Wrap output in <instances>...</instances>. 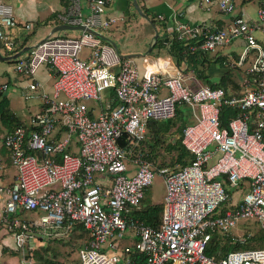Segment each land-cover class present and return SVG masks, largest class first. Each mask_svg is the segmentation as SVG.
Masks as SVG:
<instances>
[{"label":"built area","instance_id":"obj_1","mask_svg":"<svg viewBox=\"0 0 264 264\" xmlns=\"http://www.w3.org/2000/svg\"><path fill=\"white\" fill-rule=\"evenodd\" d=\"M109 1L85 0L84 15L81 1L69 0L55 19L82 26L79 33H53L15 58L13 69L24 77L34 76L41 65L55 74L51 94H42L43 109L27 125L32 129L16 125L1 139L7 155H0V173L10 165L16 175L11 185L0 184V229L12 236L20 264H29L25 249L36 240L65 236L76 225L91 234L78 250L79 264H138L127 248L118 262L105 254V243L119 250L127 229L134 249L145 256L143 264H264V247L231 250L219 259L205 253L215 233L245 242L251 232L231 231L240 219L252 218L264 228V0L258 1L253 19L233 15L238 4L251 0H201L204 9L216 5L229 15V24L214 28L180 21L169 34L168 45L173 39L191 40L190 51L211 54L213 61L252 75L243 79L238 93L229 94L195 77L191 85L183 84L174 66L164 70L148 65L140 72L106 36L116 22L105 16ZM16 26L11 3L0 0L3 53L16 48L10 33ZM238 39V54L222 50ZM250 52L253 60L245 64ZM28 86L34 89L38 83ZM7 89V82H0V97ZM108 89L117 100L113 107L101 105ZM84 99L98 102L97 115H91ZM181 104L194 119L181 135V144L191 153L188 163L154 171L139 152L119 145L124 133L129 144L139 143L150 121L171 120ZM222 105L237 112L226 125L219 117ZM58 127L65 136L56 139ZM72 140L78 153L70 150ZM155 173L165 185L157 228L133 216ZM103 175L107 182L98 178Z\"/></svg>","mask_w":264,"mask_h":264},{"label":"crops","instance_id":"obj_2","mask_svg":"<svg viewBox=\"0 0 264 264\" xmlns=\"http://www.w3.org/2000/svg\"><path fill=\"white\" fill-rule=\"evenodd\" d=\"M8 1L13 7V12L17 21V26L14 29H11L10 33L14 38L16 46L23 45V47L34 44L53 31L54 27L61 25V23L55 19V14L58 11L63 10L64 6L69 2V0ZM80 1L82 13L85 15L88 11L87 3L85 0ZM200 1L201 0H110L105 7V16L115 17L116 22L105 31L106 36L108 39L115 42L117 49L122 54L130 55L140 72L148 65H154L158 69L165 70L172 67L171 64H174L175 62L173 59L174 55L168 50L167 42L169 40L170 32L172 33L173 30L175 31V25L177 22H186L191 25L205 22L210 27L214 28H224L229 24L231 18L229 15L222 14L216 5H213L210 9L206 10L200 5ZM135 5L138 6L139 11L135 8ZM234 12L236 13H233V15L242 13L247 19H253L256 16V10L254 16H251V12L245 8L244 3L238 4ZM157 15H162L164 20H162V17L157 18ZM44 20L47 22L50 21L49 24H45L50 26V29L44 32L41 36H37L35 26L42 25ZM149 20L156 27L158 32L157 37H155V28L149 23ZM26 24H28V28L25 27ZM166 25L171 30L166 28ZM61 33L67 35H77L79 33V29H60L54 34ZM114 36L118 37L119 40L124 38L122 42L124 47L122 49L123 51L118 48L119 45L117 44V40ZM32 37L35 38L31 40ZM241 47L242 42L238 39L231 41L224 48H229V51L227 52L238 54ZM162 48L168 52L165 59L157 58L159 57V54L157 53H160ZM224 48L222 50H224ZM0 53L1 55L6 56L1 48ZM86 53L87 52L84 50L81 55L84 56ZM210 57H212L211 54ZM210 60L211 62L216 63L214 66L209 65L208 68L210 78L215 81L218 77L222 76L227 67L222 65L219 60ZM14 62L15 58L9 60H3L0 58V82H7L8 86L11 88H9V91L7 89L8 93L5 92L6 104L2 105L0 103V153H2L3 156L7 155V150L1 144L3 134L12 130L17 124L25 123L28 126L31 124L33 115L41 111L44 107L42 94H51L52 85L55 80V74L47 65H41L34 76L24 77L22 74L20 75L14 71ZM176 62H178L179 65L180 61H178L177 58ZM193 77L201 80L195 75ZM31 81L37 82L38 86L34 89H30L28 85ZM27 88L34 91H24ZM19 95L23 96L24 99H29L34 96L37 100L34 101L35 103H23L21 106L18 100ZM105 97H113V101L115 100L114 93L111 89L104 91V98ZM112 102L107 103L106 105L113 107L115 104H112ZM101 105H103L102 101ZM106 105L103 106L107 107ZM31 108H34V110H31ZM87 108L91 112V115H97L98 112L93 106H88ZM193 122L194 119L192 117V122L187 124H192ZM169 132L171 134L173 133L171 131ZM181 135L182 130L180 134V141ZM64 136L65 131H63V128L60 127H58L55 134H53V137L56 139ZM172 136L173 138H176L175 134ZM70 150L78 153V144H76L74 140L71 142ZM177 164L181 165L179 162H177ZM128 166L132 167L130 164H128ZM10 169H13V172L11 171V177H9V179H13L14 175H16V171L13 167ZM98 178L107 182L105 175ZM163 195L160 202L163 200ZM142 199H144V196ZM240 226L241 228H245L248 226V223H244ZM12 247L14 248V241L11 235L0 236V254L12 253Z\"/></svg>","mask_w":264,"mask_h":264},{"label":"trees","instance_id":"obj_3","mask_svg":"<svg viewBox=\"0 0 264 264\" xmlns=\"http://www.w3.org/2000/svg\"><path fill=\"white\" fill-rule=\"evenodd\" d=\"M193 41H176V39L171 40L168 45V50L176 56L178 61L187 62V70H191L195 76L200 78L203 82L208 84L211 87H220L229 94L230 92L237 93L242 88V81L246 77H251L245 73L242 68L227 67L222 76L218 77L215 81L210 78L208 68L211 63L210 56L206 53L199 51H190L189 45ZM23 45H18L16 48L9 53H4L5 55H10L18 50H20ZM112 102L116 104L117 100ZM236 110L222 105L220 109V121L223 125L227 124V121L236 115ZM179 110L176 109L175 116L168 121L159 122V121H150L147 125L146 137L141 140L139 143L133 145L129 144L126 134L124 133L119 139L118 143L121 147L127 151L139 152L142 155V158L147 160L153 170L161 167H171L175 163L179 162L181 165H184L189 162L191 158V153L184 148L180 141V134L183 127L187 124L184 120L180 118ZM17 125H22L29 129L25 123H20ZM16 126V125H15ZM174 126V127H172ZM178 132L179 136L173 139V136L170 139H167V133L169 131ZM2 155V153H0ZM5 156V155H4ZM10 165H6L5 169L0 173V184L2 185H11L15 181V175L13 179L11 177ZM144 199L139 204V208L133 212V216L138 218L143 223L150 225L154 228L160 226L161 223V213L163 208V203H144ZM253 231L249 226H246L244 232L251 234L247 237L246 241L243 243H235L228 238L219 237L218 233H215L213 237L208 242V245L205 248V253L207 255L213 256L216 259H219L226 253L231 250H238L241 248H256L264 247V228L258 226L255 222L253 223ZM89 230L85 229L82 225H76L67 235L61 236L58 238L46 239L48 242L60 243L65 247L72 246L74 249L75 257L74 261H70L72 264H79L78 250L84 245V243L90 237ZM43 239V238H42ZM36 246L30 248L26 256L35 254L38 258H44L41 253V248L44 250H50V246L47 244H42L41 239L36 240ZM261 241V242H260ZM263 245V246H261ZM129 254V257L136 261L138 264H143L145 262V256L143 253L138 252L134 249L133 241L132 243L124 242L123 239L118 241L119 251ZM41 253V254H40ZM57 255V253H55ZM31 255V256H32ZM46 263V262H45Z\"/></svg>","mask_w":264,"mask_h":264},{"label":"rangeland","instance_id":"obj_4","mask_svg":"<svg viewBox=\"0 0 264 264\" xmlns=\"http://www.w3.org/2000/svg\"><path fill=\"white\" fill-rule=\"evenodd\" d=\"M258 5V0H251V1H248L246 3H244V6L246 9H248L251 13V16H254L255 14V10H256V7ZM236 13V12H234ZM50 21H45L42 23V25H36L35 26V29H36V35L37 36H41L42 34H44V32H46L48 29H50V26H47L45 24H49ZM66 31V30H64ZM39 32H42V33H39ZM39 33V35H38ZM56 33V32H54ZM62 34V33H61ZM115 39L117 40V44L119 45L118 48L119 49H123V45H122V42H123V39H120L116 36H114ZM35 37H32L31 40H33ZM224 48V52H227L229 51V48ZM123 51V50H122ZM239 53V51H238ZM157 54H159V57L157 58H160V59H165L166 55H168V52L165 50V49H161L160 50V53L158 52ZM25 55V53H24ZM23 55V56H24ZM174 64H171L172 66L174 65L175 69L178 71V73L180 74L181 78H182V82L183 84L185 85H191L192 82H193V76H194V73L191 71V70H187L185 68V64L180 60L179 62V66L177 67L176 66V56H174ZM253 60V55L252 53L250 52L249 53V58H248V61L245 63V64H248L249 61ZM212 66L216 65V63H213L211 62ZM21 75V74H20ZM1 80V78H0ZM10 87L8 86V91L11 89H9ZM8 91H6V93H8ZM24 91H34V90H29V88L25 89ZM6 93H4L1 97H0V103L2 105H5L6 104V100H5V95ZM37 93V92H36ZM165 94V90L163 91L162 95ZM8 95V94H7ZM3 99V101H2ZM18 100H19V103L20 105L22 106L23 103H28V104H32L35 100H37L34 96L32 98H29V99H24L23 96H20L18 97ZM113 101V97H105L104 98V92H103V99H102V104L103 105H106L107 103H111ZM82 102L88 107V106H93L95 108V110L98 112L99 110V104L98 102L96 101H93L91 99H84L82 100ZM35 103V102H34ZM177 109L179 110V113H180V119L181 120H184L185 122L187 123H191L192 122V117H191V109L184 105V104H181L177 107ZM31 110H34V108H31ZM174 127V126H172ZM173 133L171 134L170 132L167 133V136L166 138L167 139H170L172 137L173 134H175L176 138L177 136H179V133L178 132H174V130H172ZM175 139V138H173ZM125 162L126 164H130L132 167H133V164L131 162V156L130 154H128V157L125 159ZM176 164L175 163L173 166H171L170 168H174L176 167ZM132 167H129L128 166V169L130 170ZM11 171L13 172V169H11ZM235 189H230V191H234ZM165 192V185H164V181H163V176L160 175L159 173H155L154 176H153V179H152V184L147 188V190L145 191L144 193V200L143 202L144 203H158L161 201V197L162 195L164 194ZM236 192V191H235ZM237 194L234 195V197H236ZM35 215V214H34ZM24 216H20V218H23ZM244 223H248V226L251 228V230L253 231V223H254V220L252 218L250 219H240L237 223L236 226L232 227L231 228V231L235 232V233H240L242 230H244L245 228H241L240 225L244 224ZM1 233H0V236H3V235H9L8 232L1 228L0 229ZM131 233L129 231V229H127L125 231V234H124V238H123V241L124 242H127V243H132V239H131ZM47 240L45 237H43V239H41V243L42 244H47ZM261 242V241H260ZM36 242H34L33 246H36ZM48 246L52 247L50 248V250L46 249L44 250V248H41L43 250H41V253L43 255L44 258H38L35 254H31L30 256H26V258L28 259V262L29 264H72L70 261H74L75 257H77V255L75 254L74 252V249L72 246H67L65 247L63 244H60V243H54V242H49L47 244ZM263 246V245H261ZM13 251L12 253H1L0 254V264H20V251H17L16 248H13ZM104 249H105V254L107 256H115L116 257V261L118 262V260H121L122 259V255L120 253L119 250H115L113 248H111L110 246H108L107 243H105L104 245ZM29 249H25L26 253ZM40 253V254H41ZM57 253V255L55 254ZM7 257V258H6ZM46 262V263H45Z\"/></svg>","mask_w":264,"mask_h":264},{"label":"water","instance_id":"obj_5","mask_svg":"<svg viewBox=\"0 0 264 264\" xmlns=\"http://www.w3.org/2000/svg\"><path fill=\"white\" fill-rule=\"evenodd\" d=\"M135 8L139 11V8H138L137 5H135ZM149 23H150L151 25L154 26V24H152V22H151L150 20H149ZM82 28H83L82 26H72V25H67V24H61V25H58V26L54 27L53 31H51L48 35H46V36L43 37V38H47V37H48L49 35H51L53 32H56L57 30H60V29H82ZM154 28H155V37H157L158 32H157L155 26H154ZM40 41H41V39H40L38 42H40ZM109 41H110V43H111L114 47L117 48V46H116V44H115L114 41H112L111 39H109ZM38 42H37V43H38ZM37 43H34V44H32V45H27V46L23 47L21 50H19V51L13 53V54H11V55L3 56V55H1V53H0V58L3 59V60L14 59V58L18 57L20 54H22L23 52H26V51L30 50V49H31L32 47H34L35 44H37ZM128 56H130V55H128Z\"/></svg>","mask_w":264,"mask_h":264},{"label":"bare ground","instance_id":"obj_6","mask_svg":"<svg viewBox=\"0 0 264 264\" xmlns=\"http://www.w3.org/2000/svg\"><path fill=\"white\" fill-rule=\"evenodd\" d=\"M200 8V7H199Z\"/></svg>","mask_w":264,"mask_h":264}]
</instances>
